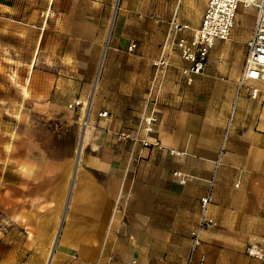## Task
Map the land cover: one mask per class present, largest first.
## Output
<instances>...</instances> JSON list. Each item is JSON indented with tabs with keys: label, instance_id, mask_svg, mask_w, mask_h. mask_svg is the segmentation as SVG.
<instances>
[{
	"label": "crops",
	"instance_id": "crops-1",
	"mask_svg": "<svg viewBox=\"0 0 264 264\" xmlns=\"http://www.w3.org/2000/svg\"><path fill=\"white\" fill-rule=\"evenodd\" d=\"M206 4L64 0L62 23L38 29L29 69L1 70L15 81L0 85V264H264L247 253L264 249V82L238 87L253 24L245 47L232 42L234 24L192 72L174 45L188 30L172 24L198 26ZM58 31L70 40L60 70ZM159 57L168 65L150 136L163 147L132 158L115 133L135 128ZM75 98L89 100L85 128V106L68 107ZM207 193L210 225L189 261Z\"/></svg>",
	"mask_w": 264,
	"mask_h": 264
},
{
	"label": "built area",
	"instance_id": "built-area-1",
	"mask_svg": "<svg viewBox=\"0 0 264 264\" xmlns=\"http://www.w3.org/2000/svg\"><path fill=\"white\" fill-rule=\"evenodd\" d=\"M240 7L254 9V22L249 38L246 41V50L243 65L238 79L240 88L245 82L257 80L264 82V0H207L201 22L198 26L192 27L188 23L173 22L172 27L175 32L188 30V33H181L174 38L175 48L181 58L190 62L189 70L195 73L202 72L204 69L203 56L208 53L216 39L227 40L231 36L232 28L235 24L237 10ZM41 14H46L42 11ZM136 47L135 42L127 45V50L132 51ZM155 65V76L152 85L147 93L145 110L139 117L135 128L123 129L115 133L117 140L128 141L130 143V156L134 158L137 149L157 147L162 148L163 144L157 139L152 138L150 134L154 130L157 121L155 104L159 97L161 78L164 68L168 65L166 58L159 57L153 61ZM257 87L252 88V96H256ZM151 105V108L149 109ZM84 107V115L81 119L82 127L89 123V100L86 103L75 98L68 103L70 109ZM107 111L99 112V116H107ZM171 154L179 153L174 149H169ZM210 200V194L207 193L202 199V217L192 234V257L196 247L199 245L200 231L204 224L210 225L205 219V210ZM247 253L250 256L264 258V249L258 244H250L247 247ZM203 257L201 261H203ZM188 264V263H187Z\"/></svg>",
	"mask_w": 264,
	"mask_h": 264
},
{
	"label": "rangeland",
	"instance_id": "rangeland-1",
	"mask_svg": "<svg viewBox=\"0 0 264 264\" xmlns=\"http://www.w3.org/2000/svg\"><path fill=\"white\" fill-rule=\"evenodd\" d=\"M118 3L119 0H115V7L118 6ZM8 6H11V8H8ZM55 7H64V0H0V72L2 69L9 71L10 67L11 69H16V71L29 69L23 68L27 65H23V61L29 60L30 57L34 55L33 53L35 52L38 29H40L41 25H43L47 19L48 22L53 18L57 19L60 23L63 21V15H58ZM42 11H45V13L47 12V15H42ZM30 19L34 20L31 21ZM253 19V8L240 7L237 10L235 28L233 30L234 38L232 41L234 46H238L239 48L245 47L241 38L247 35L248 30L253 24ZM3 27L5 28V31H1V28ZM109 34L106 37L107 41L103 47L104 56L108 50L107 44L109 41ZM55 38L56 39H52V44L54 45L52 48V54L55 58H57L56 66H58V69L60 70L64 69L62 67L66 64L63 60L66 56V48L70 40L65 37L63 31H58ZM78 44V40H74V46L76 47ZM45 52L49 53V51L44 49L43 54ZM71 56L74 60L78 57L77 55ZM71 56H69L70 59ZM103 60L104 57L97 68L92 88H95L97 84ZM2 75L3 74L0 73V85L3 84L4 86L8 82L12 83L15 81L14 79H11L10 76V79L6 80ZM1 88L3 87H0V94L3 90ZM1 117L2 112L0 110V118ZM6 117L12 118V112H10V115H7ZM40 130V134L46 136L47 130H45L46 134L42 131V128Z\"/></svg>",
	"mask_w": 264,
	"mask_h": 264
}]
</instances>
